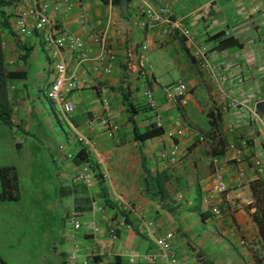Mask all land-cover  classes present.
I'll return each instance as SVG.
<instances>
[{
    "label": "crops",
    "instance_id": "crops-1",
    "mask_svg": "<svg viewBox=\"0 0 264 264\" xmlns=\"http://www.w3.org/2000/svg\"><path fill=\"white\" fill-rule=\"evenodd\" d=\"M68 1L67 13L55 11L52 16L83 41L89 58L97 55L91 38L109 22L110 65L109 73L102 74L94 71L92 60L83 64L77 76L85 88L69 95L75 109L68 121L57 106L53 111L45 105L53 66L39 35L16 34L11 27L2 34L7 70L17 73V79L8 80L6 89L11 118L8 127L17 153L28 143L25 148L37 147L48 154L52 171L47 182L54 183L55 192L50 206L59 208L62 222L70 210L84 222L79 234L71 236L64 229L39 264H90V249H94L98 264H130L129 258L155 253L146 233L147 224L156 235L173 232V249L183 264H264V241L255 221L264 230V207L260 203L264 197V0H127L125 17L110 0ZM50 2L57 4L56 0ZM14 5L3 8L10 23ZM146 6L168 7L191 30L193 45L189 51L177 36L161 37L158 29L139 27V13ZM141 44L147 49L136 64ZM199 48L206 50L208 66L225 79L233 96L245 103L252 115L245 109H228L219 113V122L214 119L213 84L190 58L191 51ZM64 56L72 67L75 53L64 52ZM131 65L135 68L129 70ZM176 82L182 83L186 92L169 100L164 89ZM141 85L150 90L154 111L145 107L138 91ZM101 98L108 101L116 126L111 138L97 124ZM128 104L134 108L131 119L137 130L155 124L161 126L162 135L142 142L134 140L127 121ZM73 130L89 140L95 156L87 153ZM216 133L217 137L213 135ZM200 134L215 140L218 154L211 155L209 146L197 141ZM34 135L43 137V142L33 144L38 140ZM49 137L54 141V152H50ZM59 144L72 157L79 149L87 153V162L97 172L89 186L74 181L77 165L64 157ZM212 156L221 169L226 191L206 200ZM7 167H13L17 175L18 202L26 181L22 166ZM102 170L108 174L109 184L101 179ZM155 174L163 176L158 198L149 196L147 176ZM28 179L34 181L31 189L35 196L45 193L39 179ZM113 195L129 203L125 217L128 228L115 216L120 209L110 204ZM213 208L221 211L220 217L212 215ZM89 220L97 232H91L86 223ZM109 228L115 229L114 239L108 236ZM75 243L80 251L71 259Z\"/></svg>",
    "mask_w": 264,
    "mask_h": 264
},
{
    "label": "built area",
    "instance_id": "built-area-1",
    "mask_svg": "<svg viewBox=\"0 0 264 264\" xmlns=\"http://www.w3.org/2000/svg\"><path fill=\"white\" fill-rule=\"evenodd\" d=\"M56 2V5H52L50 0H24L15 4L11 17V28L16 34L34 33L39 35L41 44L47 51L49 61L53 66V79L45 91V98L53 102L58 107L63 118L68 121L69 116H71L75 109L73 103L69 99V95L72 92L85 88L84 81L77 76V73L82 68L83 64L92 60L95 72L107 74L110 71V65L108 62L109 49L106 35L109 22L106 21V28L102 32L91 38L97 47V55L91 59L83 50V41L69 32L61 22L56 21L54 16H52V13L55 11H60L62 14L67 13L70 10L71 4L68 3V0H56ZM139 18V27L141 29L145 31L158 29L161 37L177 36L181 38L187 51L192 47L193 34L191 30L184 25L168 7L146 6L140 10ZM146 49L147 48L144 44L139 46L140 61L143 59ZM205 51L204 48H199L193 52L191 51L190 56L195 67L208 76L213 84V96L216 100V106L213 108L212 114H219L228 109L235 111L245 109L252 115V110L248 107L246 108L245 103L239 101L233 96L230 89L227 88L225 79L208 66ZM64 52L71 55L75 53L76 57L74 58V64L72 67L68 65ZM138 91L145 107L150 111H154L156 105L150 90L146 86L141 85ZM185 92L186 87L180 82L171 84L164 89V95L169 100L180 98ZM100 105L101 112L96 118L97 124L104 129L106 137L111 138L116 131V126L110 118V105L104 98L100 99ZM227 129L229 133L232 132L231 125H229ZM73 132L77 136V140L85 146L87 153L95 156L94 148L89 140L78 135L74 130ZM213 135L217 137L218 134L216 133ZM197 141L209 146L210 150L215 148V143L213 142L215 140L208 135L200 134L197 137ZM58 150L64 153L66 159L71 160L73 158L70 154L65 152V148L60 144L58 145ZM213 157L214 156L211 157V164L213 167L210 174V183L206 200H211L213 197L220 196L226 191L221 169L218 166V162ZM97 163L101 165L100 160H97ZM99 173L101 179L108 183L109 176L106 171L102 170ZM95 174H97V172L90 166V164L88 162H83L76 166L73 179L77 184L89 186L91 179ZM112 201L115 209L124 211L129 210L130 206L119 196L113 195ZM211 213L215 217L221 216V211L217 208H213ZM119 220L120 225H125V227L128 228L125 224L126 221L124 216H120ZM86 223L91 232H97V228L91 220ZM64 225L66 226V233L72 236L81 233L84 222L79 214L70 210L65 214ZM114 231V228H109L107 231L108 236L111 239L115 238ZM146 233L155 248V253L141 254L129 258L128 263L183 264L173 249V232L166 231L162 235H156L155 229L151 224H147ZM73 246L74 253L70 254L71 259H75L77 252L80 251V246L78 244L75 243ZM88 256L93 258L90 264H98L95 260L96 254L94 249H90Z\"/></svg>",
    "mask_w": 264,
    "mask_h": 264
},
{
    "label": "rangeland",
    "instance_id": "rangeland-1",
    "mask_svg": "<svg viewBox=\"0 0 264 264\" xmlns=\"http://www.w3.org/2000/svg\"><path fill=\"white\" fill-rule=\"evenodd\" d=\"M45 105L53 111L57 109L49 101ZM49 115L54 120L53 114ZM57 117L62 124V130L66 132V126L58 113ZM55 123L56 120L53 123L56 126ZM33 137L38 139L33 144L43 142L44 138L40 135ZM52 140L49 137L50 152H54ZM15 141L14 136L10 135L9 127L0 124V167L21 165L22 177L24 179L25 176L26 179L18 202L16 199L0 200V264H39L40 258L48 257L51 245L59 240L66 226L60 219L59 208L50 206L55 199V192L54 183L47 182L52 171L48 154L37 147L26 149L28 143L23 144L22 151L17 153ZM25 149L28 154H25ZM29 177L39 179L40 186L45 189L44 194L34 195V190L31 189L34 181L29 180ZM109 202L114 206L112 201ZM126 213L127 211L120 210L115 216L126 217Z\"/></svg>",
    "mask_w": 264,
    "mask_h": 264
},
{
    "label": "trees",
    "instance_id": "trees-1",
    "mask_svg": "<svg viewBox=\"0 0 264 264\" xmlns=\"http://www.w3.org/2000/svg\"><path fill=\"white\" fill-rule=\"evenodd\" d=\"M111 4L115 7H118L119 0H110ZM19 3L18 0H0V124H4L7 126H11V118H10V109L7 101V82L8 80L17 79V73L9 72L7 70V65L5 62L4 51L2 47V34L4 32H8L10 29V21L8 16L5 15L3 8L6 6H11L12 4ZM121 16V14L119 13ZM122 17V16H121ZM217 37V36H216ZM140 56H135L136 64L140 62ZM191 58V57H190ZM135 68L134 65L129 67V70ZM127 112L130 114L127 121L130 122L132 127L133 139L139 142L149 140L154 137H158L162 135L163 130L161 126H157L155 124H150L147 128L142 131H139L134 127L133 120L131 119L132 115H135L134 108L131 104H128ZM214 119L219 122L220 116L219 114H211ZM219 139V138H218ZM218 142V141H217ZM211 155H216L219 153V150L213 148L210 150ZM87 153L84 149H79L73 156L72 161L75 165H78L83 162H87ZM163 176L161 174H155L154 177L147 176V180L149 181V185L152 186L154 192L156 194V198L160 196L162 190V179ZM0 181L2 186V191L0 193V199H16L17 200V175L15 169L13 167H3L0 169ZM262 190L264 189V184L261 186ZM147 190H150L149 187L146 186ZM151 193V190H150ZM151 196V195H149ZM260 203L264 207V197L260 198ZM262 215V214H261ZM264 217V211H263ZM258 228L260 237L264 241V230L260 227V223L257 219H255ZM264 223V222H263ZM4 262V261H3ZM5 263V262H4ZM6 264V263H5ZM64 264V263H61ZM208 264V263H205Z\"/></svg>",
    "mask_w": 264,
    "mask_h": 264
},
{
    "label": "water",
    "instance_id": "water-1",
    "mask_svg": "<svg viewBox=\"0 0 264 264\" xmlns=\"http://www.w3.org/2000/svg\"><path fill=\"white\" fill-rule=\"evenodd\" d=\"M126 5H127V0H119L118 11L123 17L127 15ZM151 190H153L152 186H151ZM151 196L155 198L156 194L154 192H151Z\"/></svg>",
    "mask_w": 264,
    "mask_h": 264
}]
</instances>
